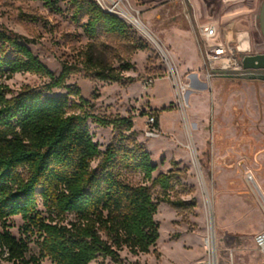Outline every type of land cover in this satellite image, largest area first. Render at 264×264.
<instances>
[{
	"label": "rangeland",
	"instance_id": "obj_1",
	"mask_svg": "<svg viewBox=\"0 0 264 264\" xmlns=\"http://www.w3.org/2000/svg\"><path fill=\"white\" fill-rule=\"evenodd\" d=\"M51 1L53 7L41 0H0V31L33 41L29 48L57 77L64 63L78 64L90 41L83 28L71 21L68 2ZM93 1L122 18L148 49L131 53L122 43L100 38L98 52L108 44L113 66L120 69L129 62L132 69L122 73L119 83L103 82L82 71L67 85L79 88L88 102L82 111L91 115L88 127L101 151L119 138L111 127L99 126L96 118H130L134 128L125 133L128 144L150 153L157 165L153 178L178 170L181 184L169 197L188 204L175 210L155 188L160 238L150 254L120 252L123 263L264 264L254 242L264 230V81L247 73L209 77L196 33L198 25L213 24L221 40L248 50L238 54L239 60L263 55L259 23L263 0ZM122 10L135 16L148 34ZM4 82L11 98L26 87L45 91L50 79L26 73ZM45 94L67 92L55 89ZM70 100L81 104L78 98ZM153 113L159 115V136L148 138L147 121ZM97 165L92 163L93 168ZM125 179L132 185H151L136 173L126 174ZM38 210L49 216L41 202ZM7 224L14 237L28 241V258L38 256V236L23 234L26 222L13 217ZM42 263L52 264L49 259ZM0 264L8 263L0 259ZM91 264L115 263L99 258Z\"/></svg>",
	"mask_w": 264,
	"mask_h": 264
},
{
	"label": "trees",
	"instance_id": "obj_2",
	"mask_svg": "<svg viewBox=\"0 0 264 264\" xmlns=\"http://www.w3.org/2000/svg\"><path fill=\"white\" fill-rule=\"evenodd\" d=\"M41 1L47 7L55 4ZM62 1L68 2L71 21L83 28L90 43L80 52L78 64L64 63L57 77L29 48L33 41L0 31V259L8 264H43L45 259L52 264H91L103 258L124 264L120 252L150 254L160 238L155 188L175 210L188 204L169 197L181 184L179 171L153 178L157 165L150 153L128 144L125 133L134 128L130 118H96L99 126L111 127L119 138L101 151L88 127L91 115L82 111L88 102L79 88L67 85L82 71L103 82L119 83L122 73L132 69L129 62L120 69L113 66L110 45L103 44L98 52L100 38L122 43L131 53L147 50V44L97 2ZM26 73L49 78L45 91L67 94L46 95L26 87L8 98L12 92L4 81ZM153 114L158 126L159 115ZM93 162H98L95 168ZM129 173L142 175L151 185L130 184L125 179ZM40 202L48 217L38 210ZM13 217L26 222L24 235L38 236V256L28 258L26 238L17 239L8 230L7 221Z\"/></svg>",
	"mask_w": 264,
	"mask_h": 264
},
{
	"label": "built area",
	"instance_id": "obj_3",
	"mask_svg": "<svg viewBox=\"0 0 264 264\" xmlns=\"http://www.w3.org/2000/svg\"><path fill=\"white\" fill-rule=\"evenodd\" d=\"M115 7L121 10L119 4ZM105 11L107 12V10ZM122 14L123 16H127L124 11ZM196 33L199 42V50L209 77L225 73H245L242 61L238 59V54H243L244 52L239 50V47L235 49L231 42L221 40L217 26L213 24L198 25L196 27ZM150 85V83H147V86ZM156 122L157 120L154 114L149 115L146 132L148 138H156L159 136ZM254 242L264 261V230L256 234Z\"/></svg>",
	"mask_w": 264,
	"mask_h": 264
},
{
	"label": "water",
	"instance_id": "obj_4",
	"mask_svg": "<svg viewBox=\"0 0 264 264\" xmlns=\"http://www.w3.org/2000/svg\"><path fill=\"white\" fill-rule=\"evenodd\" d=\"M107 12L112 13V11ZM259 23L260 31L264 38V0L260 10ZM239 50L246 53L245 50L241 49L240 47ZM242 64L245 73L249 74L251 78L264 81V55L245 56ZM225 77L232 78L234 77V74L228 73L225 75Z\"/></svg>",
	"mask_w": 264,
	"mask_h": 264
},
{
	"label": "bare ground",
	"instance_id": "obj_5",
	"mask_svg": "<svg viewBox=\"0 0 264 264\" xmlns=\"http://www.w3.org/2000/svg\"><path fill=\"white\" fill-rule=\"evenodd\" d=\"M114 4H115V6H117L118 3L116 2ZM127 14H128V18L132 21V23L134 25H136L139 29H141L142 31H144V33L148 34L147 31H146V29L142 25V23L139 20H137V18L135 16H133L131 13H127ZM244 50H245V52L248 51L246 49H244Z\"/></svg>",
	"mask_w": 264,
	"mask_h": 264
},
{
	"label": "crops",
	"instance_id": "obj_6",
	"mask_svg": "<svg viewBox=\"0 0 264 264\" xmlns=\"http://www.w3.org/2000/svg\"><path fill=\"white\" fill-rule=\"evenodd\" d=\"M231 38V37H230Z\"/></svg>",
	"mask_w": 264,
	"mask_h": 264
},
{
	"label": "flooded vegetation",
	"instance_id": "obj_7",
	"mask_svg": "<svg viewBox=\"0 0 264 264\" xmlns=\"http://www.w3.org/2000/svg\"><path fill=\"white\" fill-rule=\"evenodd\" d=\"M264 55V54H263Z\"/></svg>",
	"mask_w": 264,
	"mask_h": 264
}]
</instances>
